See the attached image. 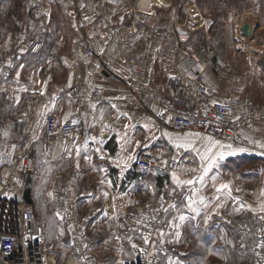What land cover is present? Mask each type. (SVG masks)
Segmentation results:
<instances>
[{"label": "crops", "instance_id": "obj_1", "mask_svg": "<svg viewBox=\"0 0 264 264\" xmlns=\"http://www.w3.org/2000/svg\"><path fill=\"white\" fill-rule=\"evenodd\" d=\"M175 1L178 6L172 0H139L137 3L140 10L155 11L158 18L150 19L153 35L141 34L128 47L126 55L146 60L156 72V83L164 82L172 75L157 57L162 28L169 20H174L183 25L180 31H194L193 25L200 22L194 18L191 0ZM35 4L27 12L20 10L22 15L4 12L6 16L10 15V19L18 17V20L0 25V29L6 33L0 42L3 48L0 75L10 81L16 80L18 71H24L26 78V59L43 63L36 66L31 77H28L33 79L31 91L40 92L46 99L44 105H38L28 112L25 109L32 117L25 130L32 141L40 144L48 115L53 116L58 124L73 121L78 125L80 138L72 158L61 156V141L58 138L50 156H44L42 160L45 168H55L58 178L71 188L73 194L83 196L76 207L78 215L81 210L87 212L86 217L90 213H102L106 215L103 223H114L116 229L119 223L126 220L129 212L155 204L159 190L166 186L173 203L163 215V221L169 225H184L191 221L207 225L236 218L258 224L256 217L263 210L264 201L258 186L247 188L254 180L251 176L255 171L250 168L238 179L236 171L230 176L225 174L221 164L243 159L259 160L264 164V147L258 146L264 145V124L250 126L241 132L243 136L254 138V148L235 143L223 144L208 135L179 132L160 126L151 111L125 103L129 73L123 64L121 52L114 44H109L103 26L97 21L98 13L93 0H35ZM103 14L114 26L127 25L130 21V14L123 6L115 10L109 8ZM23 15L30 21L25 22ZM200 28L194 33V39L200 35V30L203 31ZM15 33H19L17 37ZM77 37L90 44L94 52L92 59L73 51L72 44ZM35 43H41L42 48L38 53L30 54L29 49ZM198 49L193 42L192 51ZM245 59L251 67L246 77L234 74L232 70L233 66L245 62L242 56L217 54L216 58L209 59L206 82L217 85L216 74L222 75L228 82L221 87L220 94L210 95L209 100L224 102L233 97L249 98L263 112L264 78L260 80L254 70L255 65L250 58ZM191 65L192 60L187 59L181 72ZM74 84L103 89L104 102L96 104L90 114L77 113L75 99L68 93ZM16 88V92L5 85L0 89L14 94L15 98L26 89L22 83ZM233 150L234 154H230ZM142 151H149L160 158L157 169L148 177L138 175L133 166L135 156ZM205 154L206 158L202 160L201 156ZM221 154L223 159H220ZM170 158H181L186 162L180 170L168 173L166 167ZM197 161H200V165ZM206 168L208 171L205 173ZM228 171L226 173H230ZM187 181L193 183L188 184ZM47 197L42 199L43 207L49 206ZM95 224L90 219L86 230L88 233L92 231L89 233V253L98 258L99 264H132L127 257L134 253L133 246L140 244V238L114 236V229L108 238H98L93 234ZM103 230L105 227H99L98 232ZM106 255L113 258L105 259ZM65 264H76L72 254Z\"/></svg>", "mask_w": 264, "mask_h": 264}, {"label": "built area", "instance_id": "obj_2", "mask_svg": "<svg viewBox=\"0 0 264 264\" xmlns=\"http://www.w3.org/2000/svg\"><path fill=\"white\" fill-rule=\"evenodd\" d=\"M93 1L98 13L97 21L103 26L109 44H114L121 52L123 64L129 73L128 92L124 98L127 105L151 111L155 122L167 129L197 132L211 136L223 144L235 143L254 148V138L243 136L241 132L250 126L264 124V111H259L249 99L233 97L224 102L209 100L210 95L220 94L221 87L228 82L220 74L215 77L217 85L206 82L205 73L209 59L216 58L218 54L215 47L204 45L197 51H192L194 33L202 26L200 19V22L193 25L194 31H180L179 28L183 25L174 20H169L162 28L157 57L172 75L166 81L156 83V72L149 67L148 62L127 56L126 51L141 34L153 35L150 19H157L158 14L155 11L140 10L137 5L139 0ZM174 5L178 6V2L175 1ZM120 6L128 11L130 21L127 25L114 26L103 13L109 8L115 10ZM245 24L254 27L250 23ZM240 35L237 51L248 49L251 63L259 64L264 72V47L250 48L255 42L254 35L249 40L243 37L241 31ZM41 48V43H35L29 53L36 54ZM72 49L87 59L94 57L90 44L80 37L73 42ZM187 59L192 60V65L181 72ZM68 93L75 99L77 113L90 114L96 104L105 100L103 89L81 87L78 84H74ZM45 103L43 94L33 92L26 101V108L30 110ZM58 138L61 141V156L72 158L80 138L78 125L73 121L58 124L50 115L45 118L40 144L29 137L17 143L0 141V150L14 151L17 159L16 165L0 177V264H57L53 245L48 243L47 225L36 221L30 207L24 204L22 196L24 191L29 190L32 179L39 172L40 157L50 156ZM184 162L186 160L181 158H170L167 161V172L180 170ZM159 163L160 158L157 155L142 151L135 156L133 166L138 175L148 177L157 169ZM16 184L20 185L19 200L9 198L7 194ZM260 197L264 201V186ZM82 199L83 196L73 194L68 185L54 181L46 202L54 204L56 215L62 221L69 238L76 264H99L98 258L88 250L89 234L86 224L90 217L80 219L77 215L76 207ZM172 205L169 190L163 186L155 204L145 205L137 212H129L126 220L112 231V235L153 241L163 215ZM257 220L258 224L255 226L245 224L243 227L256 237L252 247V264H264V208L257 214ZM134 250L135 260L132 264H158V255L151 249L135 244Z\"/></svg>", "mask_w": 264, "mask_h": 264}, {"label": "rangeland", "instance_id": "obj_3", "mask_svg": "<svg viewBox=\"0 0 264 264\" xmlns=\"http://www.w3.org/2000/svg\"><path fill=\"white\" fill-rule=\"evenodd\" d=\"M172 2L174 3L175 0H172ZM35 5V0H9L6 5L4 4L0 8V25L16 21L15 19L18 20V17H15L14 20L10 19V15L6 16L4 12L21 14L20 10L27 12ZM191 6L195 11L194 18L197 20L201 19L202 32H204L202 33L200 30V35L195 37L193 41L194 47L213 45L221 56H242L245 62L233 66L232 70L234 74L239 73L243 74L244 77L248 76L249 73L247 72L250 71L251 67L245 58H250L251 53L246 48H243V52L237 51L236 47L238 40H240V31L244 25L243 19L246 13L252 14L255 25H258L253 34V41L255 42L250 48L257 47L262 49L264 47V0H191ZM179 17L177 15V19ZM22 19L25 22L30 21L24 15ZM254 22L247 23L254 25ZM17 34L19 33H15L14 36L17 37ZM5 35L6 33L4 32L0 42L5 38ZM2 52L3 48L0 47V61L2 60ZM39 62L37 63L30 59L25 60L24 65L25 68L27 67L26 78H24V71L17 72L16 80L10 79L9 81L0 75V88L5 85L16 92V86H19L20 83L26 87L16 98L14 94L0 89V141L2 142L17 143L20 139L27 137L25 130L29 127L32 117L26 113V101L33 93L31 91L33 79L28 77H31L30 74L36 66L43 65V63ZM254 70L260 75H258L260 80L264 78L259 64H255ZM43 161L40 163L39 172L30 183L29 190L30 192L32 191L33 196L31 198H34L30 209L37 222L47 225L50 234L49 244L55 245L58 251L56 255L58 264H65L67 258L72 254L69 238L64 231L62 221L56 215L54 204L43 207L41 202L52 190L54 181L62 185L67 184L58 178L59 176L54 172L55 168L53 170L51 167L45 168ZM16 162L14 151L3 152L0 150V177L6 175L16 165ZM197 163L200 165V161H197ZM193 167L195 168L196 164ZM221 167L224 168V172L227 175L234 174L233 172L236 171L238 179L243 177L242 175L249 171L250 168H253L255 173L251 177L254 180L250 181L247 188H257L256 186H258L261 193L264 186V164L261 161H244V159L238 162L226 161L221 164ZM226 170H229L228 172L230 173H226ZM18 192L20 193V185L16 184L7 194L9 198L19 200L20 195L18 196ZM79 215V218H86L87 212L85 213V211L81 210ZM89 217L91 221L96 223L93 234H96L98 238H108L111 230L115 228L114 223H103L106 215L102 213L94 215L90 213ZM245 224L255 226L257 223L236 218L231 221H215L207 225L194 223L193 221L184 225H169L162 218L156 238L153 241L140 239L139 242L146 248L150 246L151 250L157 253L158 264H252V247L256 237L247 228L243 227ZM102 226L105 227V230L98 232L99 227ZM134 254L135 250L134 253L132 252L127 257L132 262L135 260ZM104 258L109 259L113 258V256L106 255Z\"/></svg>", "mask_w": 264, "mask_h": 264}, {"label": "water", "instance_id": "obj_4", "mask_svg": "<svg viewBox=\"0 0 264 264\" xmlns=\"http://www.w3.org/2000/svg\"><path fill=\"white\" fill-rule=\"evenodd\" d=\"M257 28H258V25H255L254 27H252L249 24H245L241 28V33H242L243 37H245L246 39L249 40V39L253 38V34ZM22 200H23L24 204L27 206H31L33 204L30 190L24 191L23 196H22Z\"/></svg>", "mask_w": 264, "mask_h": 264}, {"label": "trees", "instance_id": "obj_5", "mask_svg": "<svg viewBox=\"0 0 264 264\" xmlns=\"http://www.w3.org/2000/svg\"><path fill=\"white\" fill-rule=\"evenodd\" d=\"M9 2V0H0V8L2 7V5H6L7 3ZM32 9V8H31ZM4 33V31H2L1 29H0V40H1V37H2V34ZM21 140V139H20ZM19 140V141H20ZM43 158H44V156L42 155L41 157H40V160H39V167H40V163H41V161L43 160ZM31 196H32V191H31ZM33 197V196H32ZM32 199H34V198H32ZM33 201V200H32ZM49 237H50V234H49ZM48 243H49V239H48ZM53 248H54V255H55V258H56V255L58 254V251H57V249H56V246L55 245H53ZM57 261V260H56ZM57 264H58V262H57Z\"/></svg>", "mask_w": 264, "mask_h": 264}, {"label": "snow or ice", "instance_id": "obj_6", "mask_svg": "<svg viewBox=\"0 0 264 264\" xmlns=\"http://www.w3.org/2000/svg\"><path fill=\"white\" fill-rule=\"evenodd\" d=\"M178 146H183V145H178ZM258 146H259V147H264V145H258ZM228 147L231 148L230 145H229ZM239 151H244V149H239ZM234 152H235V150H233V152H230V154H234ZM205 158H206V154H205L204 156H201V159H202V160L205 159ZM220 159H223V154H221ZM213 163H215V160H213ZM210 167H211V165H209V168H210ZM204 171H205V173H206V172L208 171V169L206 168ZM177 183H180V182L177 181ZM186 183L191 184V183H193V181H187ZM223 187H227V185H224ZM180 219L183 220L184 217L181 216ZM133 247H135V246H133Z\"/></svg>", "mask_w": 264, "mask_h": 264}, {"label": "bare ground", "instance_id": "obj_7", "mask_svg": "<svg viewBox=\"0 0 264 264\" xmlns=\"http://www.w3.org/2000/svg\"><path fill=\"white\" fill-rule=\"evenodd\" d=\"M243 24L247 23V22H254V17L252 16V14L246 13L245 18L243 19ZM255 26V22L253 23Z\"/></svg>", "mask_w": 264, "mask_h": 264}]
</instances>
